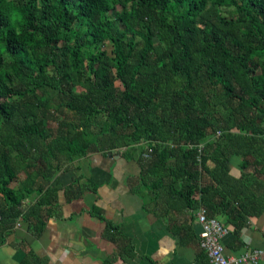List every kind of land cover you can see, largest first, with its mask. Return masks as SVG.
<instances>
[{
    "label": "trees",
    "instance_id": "obj_1",
    "mask_svg": "<svg viewBox=\"0 0 264 264\" xmlns=\"http://www.w3.org/2000/svg\"><path fill=\"white\" fill-rule=\"evenodd\" d=\"M151 141L136 159L181 206L221 214L234 237L261 212L264 0H0V243L18 218L39 233L53 186L35 178ZM200 142L198 171L185 144Z\"/></svg>",
    "mask_w": 264,
    "mask_h": 264
},
{
    "label": "crops",
    "instance_id": "obj_2",
    "mask_svg": "<svg viewBox=\"0 0 264 264\" xmlns=\"http://www.w3.org/2000/svg\"><path fill=\"white\" fill-rule=\"evenodd\" d=\"M134 147L130 153L123 147L90 150L45 175L47 182L35 178L34 185L53 186L42 227L34 234L16 219L0 243V264H206L197 237L200 206H181L171 189L154 183L155 177L166 183L163 169L154 175L142 170L136 159L141 145ZM239 162L238 156L229 157L231 175H239ZM18 175V183L24 182L25 174ZM70 183L77 185L66 192ZM215 218L225 228L224 255L259 249L258 264H264V206L247 217L237 237L221 214Z\"/></svg>",
    "mask_w": 264,
    "mask_h": 264
},
{
    "label": "built area",
    "instance_id": "obj_3",
    "mask_svg": "<svg viewBox=\"0 0 264 264\" xmlns=\"http://www.w3.org/2000/svg\"><path fill=\"white\" fill-rule=\"evenodd\" d=\"M221 134L220 130L214 132V136L218 137ZM135 144L141 145V157L149 158L151 154V145H154V141L151 142H138ZM155 144L162 145L155 142ZM168 146H173L171 142L165 143ZM185 146L195 148V163L196 168L200 171V154L203 148V142L195 145L185 144ZM196 222L199 225V231L197 233L198 245L203 250L206 256V264H258L262 255V251L259 249H251L249 251H243L238 255H224L222 251V245L220 243V237L225 231V228L219 223V221L213 217L208 216L202 208H198L196 214Z\"/></svg>",
    "mask_w": 264,
    "mask_h": 264
},
{
    "label": "rangeland",
    "instance_id": "obj_4",
    "mask_svg": "<svg viewBox=\"0 0 264 264\" xmlns=\"http://www.w3.org/2000/svg\"><path fill=\"white\" fill-rule=\"evenodd\" d=\"M118 9H119V7L118 6H115L114 9L109 10V13L112 14V15H114L118 11ZM106 49H108V48H106ZM76 90H79V88H76ZM60 117H62V119H65V120H69V119L72 120L73 119L72 114L70 112L64 111V110L62 111L61 115L58 118L60 119ZM63 125L64 124H62L61 122H56V124H51L52 127L55 126L54 129H55L56 132H59V131L61 132L62 131V128H63ZM18 176H20V174Z\"/></svg>",
    "mask_w": 264,
    "mask_h": 264
}]
</instances>
